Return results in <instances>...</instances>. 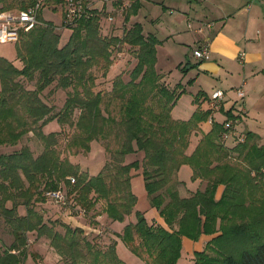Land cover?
<instances>
[{"label":"trees","instance_id":"1","mask_svg":"<svg viewBox=\"0 0 264 264\" xmlns=\"http://www.w3.org/2000/svg\"><path fill=\"white\" fill-rule=\"evenodd\" d=\"M36 1L0 0V12L24 10ZM135 9L130 5L125 21ZM97 13L67 27L71 33L61 45L55 26L42 22L38 12V24L21 32L15 43L21 68L0 58V146H14L29 132L43 145L37 158L26 147L0 155V217L13 238L9 245L0 246V264H23L27 234L32 232L49 241L61 264H126L116 253L113 236L107 234L112 243L101 247L98 235L88 238L80 227L43 221L33 204L44 202V192L56 191L64 192L66 200L72 198L84 213L101 203L94 221L104 215L122 223L134 216L135 222H128L116 237L144 264H176L182 238L197 242L201 236L211 238L193 254V264H264V146L250 132L242 141L226 146L221 139L228 132L224 124L235 120L228 111L226 120L212 122L188 155L191 136L211 117L209 100L206 111L195 110L186 121L173 119L177 95L156 71L158 41L144 36L139 24L125 29L121 37L102 36ZM119 45L135 49L137 62L129 81L117 77L110 91L94 92L92 69L106 74L111 49ZM21 78L35 81L34 89L26 90ZM52 85L69 89L57 113L40 99ZM52 121L73 128L63 149L73 156L88 153L91 142H101L108 158L97 175L81 173L67 158H60L55 150L58 133L45 135L41 130ZM137 152L142 154L141 165L125 162ZM183 165L191 169L192 180L205 183L202 190L186 197L179 195L184 184L177 180ZM132 170H141L149 204L164 226L149 224L134 210ZM219 186L223 191L216 200ZM19 206L24 207V215L18 214Z\"/></svg>","mask_w":264,"mask_h":264},{"label":"crops","instance_id":"2","mask_svg":"<svg viewBox=\"0 0 264 264\" xmlns=\"http://www.w3.org/2000/svg\"><path fill=\"white\" fill-rule=\"evenodd\" d=\"M152 2L156 5L155 13L153 12L150 16L143 14V19L137 17V14L144 8L141 0H122L121 3H126L127 6L122 11L116 10L114 13L119 16V19L121 18L125 27L122 33L133 24H139L144 36L154 37L158 41L155 47L156 62L158 50L164 47L170 53L176 54L191 44L197 45L195 50L207 45L210 58L206 62L201 61L205 63L198 67L196 73L198 76L193 79L199 80V75L202 74L203 83L197 85L195 94L197 100L192 103L190 117L195 110H207V100L210 95L204 91L202 84L208 82L210 78L215 82L212 86L213 90H220L224 93L219 110L211 113L212 122L223 123L226 120V112L230 111V114L235 117L232 132L237 136V142L242 141L245 133L250 132L255 135L256 143L264 146V5L259 0H152ZM130 5L137 9L133 16L129 17V20L134 22L128 24L124 20V15ZM144 21L149 28L146 31H143ZM240 54H243L242 59ZM157 73L163 76V79L165 78L163 73L158 71ZM237 90L242 91V98L238 97ZM216 115L220 117L218 121ZM188 119L176 118L175 120L186 121ZM211 125L212 123L208 120L198 125L199 131L190 138V141L194 139L195 147L202 134L209 132ZM139 173L141 172L134 170L130 173L131 191L134 195L133 179L141 176L143 180ZM177 180L184 184L181 186L185 192L184 197L195 192L193 189H188L185 176L184 179L179 178V172ZM197 181L201 187L199 190H202L204 183ZM222 191L223 187L219 186L215 194L216 200L220 198ZM145 197L142 209L138 208L139 202L136 197L134 210L142 213L149 224L156 223L164 226L158 212L150 206L147 193ZM99 217L101 220L105 219L103 223L107 225L106 233L111 236H113L115 225H121L122 231L128 222H135L134 216H130L122 223L111 222L104 215ZM97 218L95 220L98 222ZM96 231L99 233L98 230ZM210 238L201 236L197 242L182 238L179 259L184 258L186 264H193V254L201 251ZM125 248L121 243V249L125 250Z\"/></svg>","mask_w":264,"mask_h":264},{"label":"rangeland","instance_id":"3","mask_svg":"<svg viewBox=\"0 0 264 264\" xmlns=\"http://www.w3.org/2000/svg\"><path fill=\"white\" fill-rule=\"evenodd\" d=\"M55 1L56 0L44 1V6L39 10V18L41 17L42 22H49L55 26L56 32L60 35L59 43L63 45L67 42L71 30L62 27L60 5L57 6ZM141 3L144 4V8L140 11L141 13L139 12V14H137V17L143 18V14H148L149 16L150 14L152 15L156 6L152 2V0H141ZM114 9L116 12L117 8L115 7ZM115 12H112V7L110 5H107L105 7V13H97V16H99L100 18L99 25L100 33L102 36H105L107 38L122 36V30L125 27L122 23L121 18L119 19V16L114 14ZM93 15L96 16L95 14ZM108 15L113 18L111 22L107 19ZM126 21L128 24L134 22L131 19L129 20V18ZM75 25L76 24H74L72 28L75 27ZM142 26L143 31L149 29L148 24L145 21ZM15 43L10 42L0 45V58L13 63V65L17 68H21L20 62L18 63V61L16 60ZM196 47V44H191V46L181 49V51H179V53L176 52V54H174L173 52L170 53L169 50L166 49V47L158 50V58L156 62L157 64H155V68L158 72L163 73L165 77L163 82H166L167 86L170 89L176 90L175 94L177 95V100L171 112V116L174 119H188L190 117L192 112V103H195V99L197 98L195 95L197 93V85L199 83H203L202 74L199 75V80H193L196 76H198V74L196 75V73L198 72V67L201 66L202 63L206 62H201L200 60H197L193 57V51ZM111 50L112 61L107 73L103 75V70L97 68L92 69V74L95 78V87L93 89L94 92L104 93L110 91L113 81L117 77H119L123 82H128L130 79V73L137 62V60L135 59L134 48H130L127 45H119ZM19 81L23 84V87L26 90L34 89L35 81L30 82L23 78L19 79ZM214 83L215 82L209 78L208 82L202 84L204 85V91L209 95H211L215 91V89L213 90L212 88ZM68 91L69 89L57 90L52 85L46 88L40 94V99L49 107L53 108V113H57L62 108L66 100V94ZM110 109L113 110V107H111ZM77 114L78 112L76 111L72 118L74 119ZM216 119L217 121L220 119L219 115H216ZM41 130L45 135L49 133H58L56 136L57 143L55 146V150L59 153L60 158H67L69 163L77 166L79 172L81 173H86L88 176H95L100 172L101 168L107 161L108 156L104 152L101 142L97 141H93L90 143L89 152L86 154L73 156L70 153L64 152V146L74 133L73 128L69 127V125L60 126L56 121H52L45 125ZM231 139H233L232 142ZM236 142L237 136L233 134V137L227 139L224 143L226 146H233ZM24 147L30 150L34 158H37L43 151L42 141L34 134V132H29L25 134L20 140H18V142L14 146H0V155L19 151ZM194 147V139L192 138L187 148V154H191ZM133 161H137L138 164L141 165L142 154L140 152L130 154L125 159L126 163H130ZM135 171L141 172L140 170ZM178 172L180 179H184V176L186 177L188 189H193V191L199 190V181L192 180L191 170L187 165L181 166ZM140 177L134 178L132 185L133 191L138 198V208L142 209L146 200V191L144 188V181L141 180ZM60 187L63 188L62 191L66 190L63 184H61ZM179 189V195L185 196L184 190H182L180 187ZM43 194L45 196L44 202L34 203L33 209L42 216L44 222L59 220L70 225L73 228L80 227L84 230V234L88 238L98 235V239L96 240V242H98L101 247L104 246V244L108 245L109 243H112L111 237L107 235L108 233H106L107 225L106 223H103L105 219L101 220V217H96L99 221H94L96 212L100 211L101 209V203L97 204L95 210L84 213L83 210L80 211L77 206H74L75 202L72 198L67 200L65 198L64 204H61L48 197L47 192H44ZM62 194L64 195V192H62ZM10 206L11 202L6 203V207ZM17 211L19 215L25 214V209L23 206H19ZM147 218H149V216H147ZM55 228L58 232H63V230L59 226H56ZM120 228L121 225L119 224L115 225L113 228V238L117 242V255L126 264H143V262L135 257L131 252H129L128 249L125 248L126 251L124 249H121V242L116 237V235L121 232ZM96 230H98L99 233H96ZM12 239L13 238L9 233V228L0 217V246L9 245L12 242ZM178 261L179 262L177 264H186L184 258H181ZM23 264H61V262L53 249L49 246V241L44 237L37 238L36 234L32 232L27 234L25 260Z\"/></svg>","mask_w":264,"mask_h":264},{"label":"built area","instance_id":"4","mask_svg":"<svg viewBox=\"0 0 264 264\" xmlns=\"http://www.w3.org/2000/svg\"><path fill=\"white\" fill-rule=\"evenodd\" d=\"M45 0H37L34 6L28 7L24 10H10L0 12V45L6 43H15L18 39V35L21 32H28L35 25L38 24L37 15L41 7L44 6ZM118 0H59L57 6L60 5V11L62 16V27H72L76 21L82 18L92 16L94 12L105 13V7L110 5L112 12L122 11L127 4L121 3L116 5ZM264 5V0H259ZM108 21H112L111 16H107ZM193 57L200 61H206L210 58L209 48L207 45L201 46L193 51ZM243 54H240L242 59ZM238 97L242 98L243 93L241 90L236 91ZM224 98V93L220 90H215L209 96V109L211 113L217 111L220 108V104ZM209 123H212V118L208 119ZM232 122L227 121L224 124V128L228 130L227 133L221 137L225 142L232 137ZM73 182V180H71ZM47 196L54 199L57 203L64 204L65 196L61 191L49 192Z\"/></svg>","mask_w":264,"mask_h":264}]
</instances>
